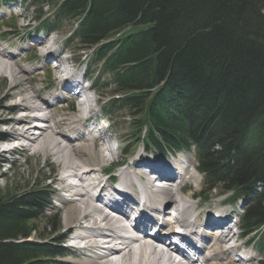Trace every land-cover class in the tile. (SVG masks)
I'll return each mask as SVG.
<instances>
[{
    "label": "trees",
    "instance_id": "16d2710c",
    "mask_svg": "<svg viewBox=\"0 0 264 264\" xmlns=\"http://www.w3.org/2000/svg\"><path fill=\"white\" fill-rule=\"evenodd\" d=\"M10 1L39 19L51 7L50 32L78 21L72 41L100 67L106 116L127 113L152 150L194 149L206 192L249 202L242 232L264 264V0ZM47 180L0 189V264H69Z\"/></svg>",
    "mask_w": 264,
    "mask_h": 264
},
{
    "label": "bare ground",
    "instance_id": "6f19581e",
    "mask_svg": "<svg viewBox=\"0 0 264 264\" xmlns=\"http://www.w3.org/2000/svg\"><path fill=\"white\" fill-rule=\"evenodd\" d=\"M14 35L16 33L13 31L8 33V37ZM4 40L5 38L0 36V77H6L10 83V90L5 99L14 100L13 109L19 111L23 108V112L27 114H22L17 119L3 118L1 122L5 123L8 129L0 135V138L8 140L10 144L19 143L25 149L33 148L35 153H51L57 157L62 170L67 173L61 179L63 182L61 189L69 195L67 203L72 204L65 218L68 229L66 236L68 242L79 241L81 243L82 246L77 247V250L83 251L85 257L81 264H184L183 261L176 259L177 255L190 259L189 255L186 248L177 247L180 243H173L175 238H180L187 248L199 255L196 264H253L255 257L246 250L247 245L238 242L241 235L234 232L230 218L224 217L221 213H211V210L208 214L196 215L194 212L199 208V203L191 202L193 195L178 196L179 193L170 190L165 192L162 201H152L147 198L144 201L138 196L139 194L135 193L137 188L132 179V167L129 165L119 174L118 187L123 188V190L118 189L122 192L119 195L117 188L112 187L110 181L103 180V168L99 167L98 154L92 144L95 140L101 139V132L104 131L94 125V119L90 120L94 113L95 99L91 96L87 97L88 93H85V101L78 111L80 113L78 116H64L57 119L55 110L48 112L56 104L51 102L56 93H50L51 99L50 96L46 97L42 94L43 97H41L36 88L29 86L31 78L25 79V77L32 71L17 62V52L3 46ZM38 42L41 44V39ZM47 44L44 40L42 45L36 43L33 46L41 51L40 47ZM45 55L47 57L59 56L57 52L51 53L50 51ZM45 55L44 57L47 58ZM61 73L66 74V77L63 80L59 79L58 90L62 88L65 93H68L64 94L62 101L76 98L77 86L81 85L80 79L72 72ZM70 94L73 96L69 97ZM88 122H92V126L85 127ZM111 140L118 146L114 136ZM105 143L107 148L111 147L109 140ZM5 151L4 149L3 152ZM84 153L87 156L85 160L82 159ZM100 153L106 161L115 162L114 150L109 149ZM137 159L140 160L143 157L140 155ZM147 163L138 162L137 172L141 177H146L144 189L149 196V192L158 191H153L154 189L148 187L151 179L147 178V173L168 177H174L177 173L167 163H162L161 166H151ZM94 165L98 167L94 168ZM185 168L180 170L181 178L177 177L182 194L186 190L182 187L184 183L191 179L195 181L189 171L185 172ZM67 179L75 183H67ZM142 203L145 208L139 212ZM131 218L136 219L132 222V228L127 223ZM166 218H170L167 219L169 226L175 225L177 228L187 230L186 232L199 234L200 229L212 230L206 238L208 245L197 248L188 235L180 236L173 233L167 235L163 230L151 239L149 232L153 233V230L158 228V223ZM168 243L172 244L173 250L164 246ZM233 252L240 253L242 260L233 261L230 256Z\"/></svg>",
    "mask_w": 264,
    "mask_h": 264
},
{
    "label": "rangeland",
    "instance_id": "374dc122",
    "mask_svg": "<svg viewBox=\"0 0 264 264\" xmlns=\"http://www.w3.org/2000/svg\"><path fill=\"white\" fill-rule=\"evenodd\" d=\"M15 11L17 15L14 14L13 9L5 8L0 4V20H1L0 27L3 25V27L0 28V34H3V35H0V36L5 38V40L2 42V45L5 47H8L9 50L16 51L18 54L17 62L23 67L30 69L32 71L28 76L25 77V79L31 78V84H29V86L36 88L39 91L41 97H43L41 95L43 93V95H45L46 97L50 96V99H51L52 97L51 94H55L56 90L59 87L60 81H58V79L63 80L66 77V74L60 73V72L58 73V71L54 72L51 70V67H48V64H47L48 58H45L44 55L49 53V51L51 53L53 52L58 53L59 56H55V57L60 59L61 68L65 66L67 68L66 71L75 73V75L78 76L79 79L82 78L83 74L84 75L86 74V69L83 67L80 68L78 66V59L79 58L80 60L86 59L88 55L86 53L80 52L79 49L81 47L77 46L78 43L72 40L70 41L71 31L74 28L73 26L76 22L74 21L73 22H63L62 23L63 26L61 27L60 32L53 33L50 35L49 33H46V32H43V33L40 32L39 24L37 20H35L36 16H33V14L30 13L26 8H16ZM52 12L53 10L51 8L46 7L44 9V13L47 14V16L52 14ZM8 26H11L12 29H14L12 31L13 33H16V35L8 37V33L6 34V32L9 30ZM35 34H36V37L38 38L35 37ZM42 38H45L44 40L48 44L41 46L40 47L41 51H40L39 48L33 45L36 44V43L34 44V41L36 40L39 41L40 39L43 43L44 40H42ZM42 43L41 44L38 43V44L42 45ZM11 44L14 46L13 47L10 46ZM74 44H75V47L77 46L75 50H79V51L72 53L71 49H67L68 46L66 45H69L72 48ZM19 55L21 57L20 60H19ZM45 56L47 57V55ZM71 68L74 70V72L72 71ZM97 70L98 68L94 69L93 71L92 66L91 67L89 66L87 73L88 75L89 73H92V72L98 73ZM50 72H51V75H50ZM56 77H58V79ZM0 79L4 80V81L2 80L0 81V132H1L0 135H2L8 129V127H6V129L2 128V126H7L5 123L1 122L3 118H7V120H9L10 118L17 119L22 114H27V113L23 112V108H21V110L19 111L14 110L13 108H14L15 101L10 98L5 99V96L7 95V93H9L8 87L10 89V83L6 77H0ZM50 80L52 81V84H50L49 82ZM84 83L87 89L90 85L89 83H86V82ZM6 84L8 87H6ZM63 92L64 91L62 90V88L59 89L57 95L52 97L51 101L53 103H56L55 98H57L58 95L61 96ZM87 93H88L87 97L91 96L92 98L95 99L94 113L92 117L90 118V120L94 119V122H93L94 125L102 130H105L106 127L109 128L111 131H113L114 138L117 139V140L115 139V142L116 141L118 142V140H120V142L124 144L128 138L132 137V136H129L128 134L131 124L128 121H126L128 119H125L126 113L125 114L122 113L116 116L114 120H109L102 114L101 110H99L98 108V104L101 101L100 97L97 94H95V92L92 90H89V92ZM101 94L105 98H107L109 96V91L101 90ZM70 104H71V100L65 99L61 103H56L55 105L52 104L53 107L51 108V110H48V112L50 111L52 112L53 110H55L58 116L57 119H60L64 116H69V117L78 116L80 113H78L76 106H75L74 114L71 111L65 112L64 107L66 108ZM34 114H38V113H34ZM102 139L103 138L101 137L100 140ZM0 140L2 139L0 138ZM111 141H109V144L111 145L112 148L110 147L109 149L110 151H113L114 146L112 144H114V142H111ZM17 144L19 147L16 148L14 146V148L12 149L13 151L10 153H6V151H8L7 148H5L6 151L3 152L4 149H2V147L0 146V189L1 190H6L7 187H11V185L14 183L17 184L18 186L24 187L26 184L33 183V180L36 177L38 178V181H42L44 177L49 175L47 174V169H46L47 163H50L51 165L55 166L57 170V174H56L57 182L62 181L60 180V170L62 169V166L60 165V162L58 161L56 156L52 155L51 153H46V154L35 153L33 148L25 149L19 143ZM129 145H130V151H132L133 156L135 155V157H137L140 154H145L148 159H152L155 156V155H148L147 153H144L142 148H138V144L136 142H132ZM96 153L98 154L99 167H101L100 166L101 161H103L104 163H110L106 161V159H104V157L102 156L103 154L97 151ZM182 154H181V157L186 156L190 160L189 161L190 169L186 167L185 172L187 173V171H189V173L193 176V178H195V181L193 179L187 182L183 180V182L185 183H184V186L182 187L186 188L187 190V185H188L189 188L192 189L193 191H191V193H187L185 190V193L181 195L179 194L177 195L184 196V197L193 195V199H191V202L194 204L196 202L199 203V208L196 209V211L194 212L196 215L208 214V210L209 211L211 210V213H214V214L216 213L217 214L221 213L222 215L232 214V216H235L236 219H239L240 216L243 214V210L245 207L242 206L240 203H238L237 206L229 207V205H226V204H229V201L225 200L226 199L225 197H220L219 195H216L220 193L219 190L218 192L205 193L206 196L208 195L210 196V200L207 203H203V202L201 203L199 201H195V198L199 195V192L204 190L203 178L200 174H198L192 168V166H194V168L197 166L195 155L193 153L186 154V155H182ZM82 159L84 160L87 159V156L85 153L83 154ZM95 166L96 165H94V168ZM96 169L98 170L99 168H96ZM133 173L138 174L137 171H134ZM61 183L63 184V182ZM48 185H51V183L48 182ZM57 187H59V185H57ZM53 189L55 190L56 197H57V199L54 202L55 213L57 214V216L60 215V220H61L60 224L62 226L61 234L66 236L67 231L65 233V228L67 229V226L65 223L66 221L65 218L72 204L67 203L68 202L67 200L66 201L67 205L63 206L58 199L65 198L66 196H64V194H61L55 187H53ZM190 206L192 205L190 204ZM200 212H203V213H200ZM36 225L38 227L40 226L41 231H44L43 235H48V234L50 235L51 230H49L46 224H45V228L42 222L38 221ZM234 232L240 235V230L238 228L234 229ZM33 238H36V237H33ZM239 243H243V241ZM64 246L67 248L68 244L65 242ZM68 248L67 249H68V252L70 253V256H68L67 258L63 260L70 264H81L83 262V259L85 258L83 256V251L73 249L70 247ZM246 250L250 251L253 254V256H256L257 261L260 260L259 254L257 252L253 253L254 251L252 250V247H250V249L249 248L247 249L246 247ZM85 255H86V252H85ZM257 261L255 263L253 262V264H258Z\"/></svg>",
    "mask_w": 264,
    "mask_h": 264
}]
</instances>
